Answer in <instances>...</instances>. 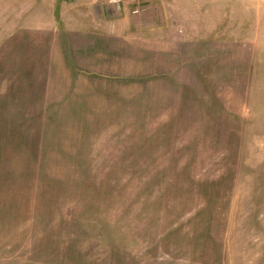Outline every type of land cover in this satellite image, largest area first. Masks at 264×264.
Returning a JSON list of instances; mask_svg holds the SVG:
<instances>
[{
	"label": "rangeland",
	"instance_id": "obj_1",
	"mask_svg": "<svg viewBox=\"0 0 264 264\" xmlns=\"http://www.w3.org/2000/svg\"><path fill=\"white\" fill-rule=\"evenodd\" d=\"M77 1L0 0V264H264V0Z\"/></svg>",
	"mask_w": 264,
	"mask_h": 264
},
{
	"label": "crops",
	"instance_id": "obj_2",
	"mask_svg": "<svg viewBox=\"0 0 264 264\" xmlns=\"http://www.w3.org/2000/svg\"><path fill=\"white\" fill-rule=\"evenodd\" d=\"M80 2H82V0H78L76 2L78 7L73 9V11L76 12L74 15H79L80 18L75 16V19H74L72 26H77L79 28H82L83 26L85 28L88 27V30H90L88 33H90V35L93 34V32H97L99 34L100 29L103 28V24L101 25V23H102V19H103L104 15H103L102 11L97 9L98 3L97 2H89L88 3L89 5H88V4H86V2L85 3H83V2L80 3ZM76 3L72 6H76ZM79 4L80 5L83 4V6L80 7ZM66 5H71V1L64 3V6H66ZM61 14H62V16H60L59 20H64L63 13H61ZM39 16H40L39 12H37L36 17H33V15H32V19L33 18H39L40 19V20L38 19L39 21H37L36 25H34V26H37L41 30L43 28H44V30H46V29L51 30L53 27H56V31L52 33L53 37L55 38L52 40V44H53L54 49L51 47H48V51L49 52L55 51V52L59 53L60 55H57L56 58L63 60V63L66 62L65 56L63 53L65 51V49L62 47L63 44H67L70 46V47L68 46V48H67L68 58L72 60L74 65L80 63L81 58L77 57V53H81V50L82 51H88V52L89 51L90 52H96L97 49H96V47L93 46V44L89 45L88 43L83 41L84 35L81 34V32H80V34L82 35V38H80V40L79 39H71V38H67L65 40V39H63V37H61V39H57L58 36L66 35V33H69L70 31L64 27H61L62 28V31H61V29L58 28V26H61V25H55L56 21H54V19H53L54 17L50 18V16H48L46 18L41 19V17H39ZM79 20L82 22L86 21L87 23L86 24L80 23ZM59 30L61 33L59 32ZM75 30H77V32H78V29H75ZM73 35H75V34H73ZM61 43H62L61 47L57 48V45L59 46V44H61ZM47 44H49V42H47ZM54 45H55V47H54ZM72 52L73 53L76 52L75 57H74V54L72 55ZM50 56L52 57V55H50ZM82 60L83 59H81V61Z\"/></svg>",
	"mask_w": 264,
	"mask_h": 264
},
{
	"label": "built area",
	"instance_id": "obj_3",
	"mask_svg": "<svg viewBox=\"0 0 264 264\" xmlns=\"http://www.w3.org/2000/svg\"><path fill=\"white\" fill-rule=\"evenodd\" d=\"M113 1H116V0H113ZM117 1H119V0H117Z\"/></svg>",
	"mask_w": 264,
	"mask_h": 264
}]
</instances>
